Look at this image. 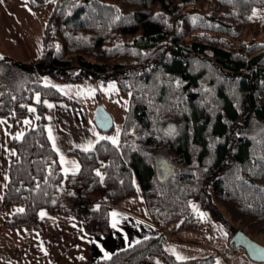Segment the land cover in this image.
<instances>
[{"label": "trees", "instance_id": "obj_1", "mask_svg": "<svg viewBox=\"0 0 264 264\" xmlns=\"http://www.w3.org/2000/svg\"><path fill=\"white\" fill-rule=\"evenodd\" d=\"M256 7L264 0H55L38 57L0 52V117L14 129L41 96L36 126L8 139L3 207L23 211L6 225L44 235L39 210L46 208L106 236L111 205L138 185L162 230L181 221V228L199 231L205 220L192 206L199 202L228 216L221 223L230 239L240 228L264 235V39L243 37L246 30L264 32V21L251 17ZM47 75L88 80L99 102L101 83L115 80L130 91L120 141L74 149L80 168L73 173L62 170L48 135L44 99L75 101L44 84ZM79 188L92 202L87 209L76 206ZM164 238H143L91 264H146L153 256L164 264H222L214 254L177 259Z\"/></svg>", "mask_w": 264, "mask_h": 264}, {"label": "crops", "instance_id": "obj_2", "mask_svg": "<svg viewBox=\"0 0 264 264\" xmlns=\"http://www.w3.org/2000/svg\"><path fill=\"white\" fill-rule=\"evenodd\" d=\"M54 3L55 0H47L41 7H35L30 0H3L0 3V52L19 60L38 57L43 50L45 25ZM43 82L56 87L75 101L70 103L61 99H44L46 129L58 152L61 168L65 173L76 172L79 170L76 165L80 168L77 161H73L72 168L71 166L66 168L65 164L68 158L75 155L73 150L84 148L92 150L103 140L102 138L110 140L109 131L113 127L108 131H102L97 127L95 114L100 102L96 88L88 80L61 82L47 75ZM108 110L113 115L110 109ZM2 120L4 123H0V264H91L93 260L107 258L105 253L109 257L143 238L161 233L165 235L163 246L166 251L178 257L176 250L172 248V244H178L179 250L186 251L183 259L196 258L189 256L191 251L187 248L194 247L193 243L200 241L199 237H203L202 232L205 228L191 231L181 228V221H176L162 230L151 221L138 185L133 195L111 205V231L106 236L90 235L86 232L85 223L81 218L67 212L53 213L46 208L39 210V216L45 225L44 235L33 227L7 226L5 222L14 213L20 212L18 209L23 208L19 205L7 209L3 207L10 168L8 139L17 137L14 133H17V130L10 128L8 119ZM42 212L45 213L43 217L40 215ZM113 212L118 215L113 217ZM114 221L115 228L112 226ZM206 249L216 251L219 248L214 246ZM146 264L164 263L160 257L153 256Z\"/></svg>", "mask_w": 264, "mask_h": 264}, {"label": "rangeland", "instance_id": "obj_3", "mask_svg": "<svg viewBox=\"0 0 264 264\" xmlns=\"http://www.w3.org/2000/svg\"><path fill=\"white\" fill-rule=\"evenodd\" d=\"M251 17L257 21L263 22L264 21V7L254 8L251 12ZM243 37L246 39L256 37L258 40H263L264 32L256 33L253 31L250 32L249 30H246V32L243 34ZM99 91H100V96H101V100L99 104H103L106 108L110 109V111L114 115V126L112 130L109 131V133H111L110 140H116V143H117L120 141L123 123H124L127 111L129 110V107H130V91H123L121 86H119V84L115 80H110L108 82L101 83L99 85ZM40 97L41 96L39 93H36L34 95L32 101L29 103L27 115L23 119V122L14 128L17 130V133L14 132L15 134H17V136L20 134H23L24 131L27 130L28 128L36 126L37 120L39 117L37 107H38ZM30 109H34V111H30ZM2 119H7V118L6 117L0 118V121H2V124H3L4 120ZM25 121H28V123L30 121L32 122L30 125H28V123H25ZM11 127L12 126L10 123V128ZM77 157L78 156L75 154L71 158H68L65 163L66 168H68V166H71L72 168V165H74V162H73L74 160L80 164L79 157L78 158ZM77 191L81 192L84 195L83 189L79 188ZM84 197L86 196L84 195ZM87 199L90 200L89 198ZM76 204L77 205L79 204L78 200H76ZM192 206L194 210L197 212V214L202 219L205 220V224L203 226L205 229L202 232L203 237L202 236L199 237L200 241H196L195 243H193L194 247L187 248L189 249V251H191L189 256L204 257L210 254H214L217 257L218 261L222 264H264V262L253 260L249 256L248 252L246 251L244 247H235L232 244L231 239L229 238L227 229L221 223L222 219H224L223 221H225V219H229V218L222 211L221 208H219L218 211L209 210L207 208H204V206L199 202H193ZM203 238H204V241H203ZM252 238L264 244V235L260 234L257 236H253ZM202 243L204 244V246H202ZM214 246H217L219 249H217L216 251H209L210 249H206V247L212 248ZM179 247L180 246L178 244H172V248L174 251L176 250L177 256L185 258L184 256H185L186 251L179 250Z\"/></svg>", "mask_w": 264, "mask_h": 264}, {"label": "water", "instance_id": "obj_4", "mask_svg": "<svg viewBox=\"0 0 264 264\" xmlns=\"http://www.w3.org/2000/svg\"><path fill=\"white\" fill-rule=\"evenodd\" d=\"M95 122L102 131L113 127V116L103 104L96 108ZM231 242L235 247H244L253 260L264 262V244L252 238L244 229H239L231 238Z\"/></svg>", "mask_w": 264, "mask_h": 264}, {"label": "snow or ice", "instance_id": "obj_5", "mask_svg": "<svg viewBox=\"0 0 264 264\" xmlns=\"http://www.w3.org/2000/svg\"><path fill=\"white\" fill-rule=\"evenodd\" d=\"M3 2V0H0V3H2ZM0 59H3V57H0ZM112 87H114V86H112ZM49 107H53L52 105H49ZM30 111H34V109H30ZM0 123H2V121H0ZM25 123H28V121H25ZM21 136H22V134H20V135H18L17 137H16V139H20L21 138ZM51 138V137H50ZM102 139H104V138H102ZM110 139V138H109ZM112 143H116V140H112ZM85 152H87V151H89L90 149L89 148H84L83 149ZM13 154H15V153H13ZM76 168H77V170L79 169V165H76ZM96 175L97 176H100L101 174H100V172L99 171H97L96 172ZM103 179V177H101V180ZM17 211H23V209H18ZM41 215V217H43L44 215H45V213H41L40 214ZM118 214L117 213H115V212H113L112 213V216L113 217H116ZM114 228L116 227V222L114 221L113 222V225H112ZM103 250V249H102ZM105 257H108V254L107 253H105ZM79 259H84V257H79ZM177 259H183V257H177Z\"/></svg>", "mask_w": 264, "mask_h": 264}, {"label": "built area", "instance_id": "obj_6", "mask_svg": "<svg viewBox=\"0 0 264 264\" xmlns=\"http://www.w3.org/2000/svg\"><path fill=\"white\" fill-rule=\"evenodd\" d=\"M76 200L79 201V204L78 205L76 204V206L79 209H85V208L87 209L91 206L92 203L90 200L84 197V195L79 191L76 192Z\"/></svg>", "mask_w": 264, "mask_h": 264}]
</instances>
